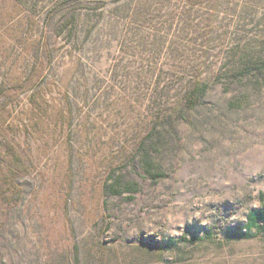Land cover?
I'll return each instance as SVG.
<instances>
[{"label": "rangeland", "instance_id": "rangeland-1", "mask_svg": "<svg viewBox=\"0 0 264 264\" xmlns=\"http://www.w3.org/2000/svg\"><path fill=\"white\" fill-rule=\"evenodd\" d=\"M263 209L264 0H0V264H264Z\"/></svg>", "mask_w": 264, "mask_h": 264}, {"label": "trees", "instance_id": "trees-1", "mask_svg": "<svg viewBox=\"0 0 264 264\" xmlns=\"http://www.w3.org/2000/svg\"><path fill=\"white\" fill-rule=\"evenodd\" d=\"M256 217H254L252 220H251V223L254 224L255 227L257 228H261L263 222H264V209L263 210H259L256 212ZM259 231V230H258ZM208 235V234H207Z\"/></svg>", "mask_w": 264, "mask_h": 264}]
</instances>
